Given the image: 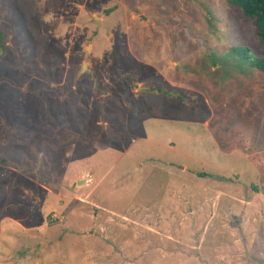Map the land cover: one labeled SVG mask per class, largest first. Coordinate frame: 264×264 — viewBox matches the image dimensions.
I'll list each match as a JSON object with an SVG mask.
<instances>
[{"label":"rangeland","instance_id":"obj_1","mask_svg":"<svg viewBox=\"0 0 264 264\" xmlns=\"http://www.w3.org/2000/svg\"><path fill=\"white\" fill-rule=\"evenodd\" d=\"M0 264H264V73L224 0H0ZM162 90L163 93H159Z\"/></svg>","mask_w":264,"mask_h":264},{"label":"trees","instance_id":"obj_2","mask_svg":"<svg viewBox=\"0 0 264 264\" xmlns=\"http://www.w3.org/2000/svg\"><path fill=\"white\" fill-rule=\"evenodd\" d=\"M225 3L234 8L240 16L248 22L252 29L257 46H234L225 53L235 61L237 68L248 67L255 69L258 73H264V0H224ZM3 34L0 31V49H4ZM163 93L162 90H158Z\"/></svg>","mask_w":264,"mask_h":264}]
</instances>
